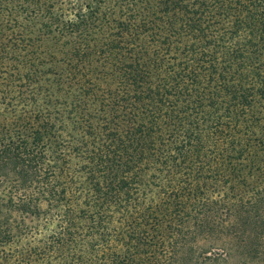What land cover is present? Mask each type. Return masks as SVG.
Returning a JSON list of instances; mask_svg holds the SVG:
<instances>
[{
  "label": "trees",
  "instance_id": "1",
  "mask_svg": "<svg viewBox=\"0 0 264 264\" xmlns=\"http://www.w3.org/2000/svg\"><path fill=\"white\" fill-rule=\"evenodd\" d=\"M4 1L0 264L264 262V0Z\"/></svg>",
  "mask_w": 264,
  "mask_h": 264
},
{
  "label": "rangeland",
  "instance_id": "2",
  "mask_svg": "<svg viewBox=\"0 0 264 264\" xmlns=\"http://www.w3.org/2000/svg\"><path fill=\"white\" fill-rule=\"evenodd\" d=\"M27 2H25L24 4H29L28 6H31V7H35L38 3V2H43L42 5L44 4H51V2L53 0H25ZM54 1H57V0H54ZM5 4V1L4 0H0V25L3 24V12H4V9H3V5ZM218 253V258H219V263L218 264H264V262L262 261H257L255 260L256 258L254 259H251V261H248V256L245 257V259H247V261H244L243 259H241V257L238 255V254H232V252H228L227 250L225 249H222V248H218L217 251ZM255 260V262L252 263V261Z\"/></svg>",
  "mask_w": 264,
  "mask_h": 264
}]
</instances>
